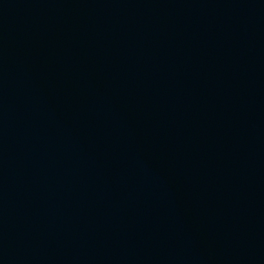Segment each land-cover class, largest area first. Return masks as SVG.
Listing matches in <instances>:
<instances>
[{"label":"water","instance_id":"obj_1","mask_svg":"<svg viewBox=\"0 0 264 264\" xmlns=\"http://www.w3.org/2000/svg\"><path fill=\"white\" fill-rule=\"evenodd\" d=\"M0 264H264V0H0Z\"/></svg>","mask_w":264,"mask_h":264}]
</instances>
